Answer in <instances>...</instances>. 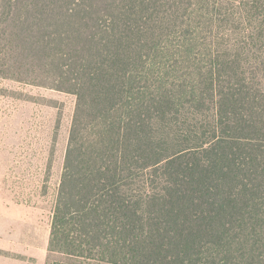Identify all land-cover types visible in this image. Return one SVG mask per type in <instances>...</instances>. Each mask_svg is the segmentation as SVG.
<instances>
[{"label": "trees", "instance_id": "1", "mask_svg": "<svg viewBox=\"0 0 264 264\" xmlns=\"http://www.w3.org/2000/svg\"><path fill=\"white\" fill-rule=\"evenodd\" d=\"M0 74L76 99L49 252L264 264V0H0Z\"/></svg>", "mask_w": 264, "mask_h": 264}, {"label": "rangeland", "instance_id": "2", "mask_svg": "<svg viewBox=\"0 0 264 264\" xmlns=\"http://www.w3.org/2000/svg\"><path fill=\"white\" fill-rule=\"evenodd\" d=\"M75 102L0 74V264H79L48 250Z\"/></svg>", "mask_w": 264, "mask_h": 264}]
</instances>
